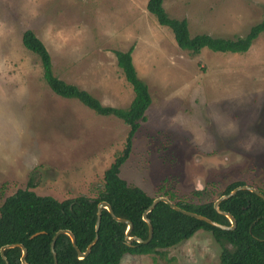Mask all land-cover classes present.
<instances>
[{
    "label": "rangeland",
    "instance_id": "obj_1",
    "mask_svg": "<svg viewBox=\"0 0 264 264\" xmlns=\"http://www.w3.org/2000/svg\"><path fill=\"white\" fill-rule=\"evenodd\" d=\"M145 3L0 0V204L28 179L35 194L58 201L95 197L127 131L117 118L52 93L37 56L21 44L24 29L44 44L58 78L108 106L124 108L132 98L113 55L132 46L151 103L119 166L127 184L191 204L215 201L234 181L264 189V32L244 53L192 55ZM162 6L169 17L186 20L190 36H242L264 16V0H163ZM162 251L125 254L119 264H218L220 248L198 230Z\"/></svg>",
    "mask_w": 264,
    "mask_h": 264
},
{
    "label": "trees",
    "instance_id": "obj_2",
    "mask_svg": "<svg viewBox=\"0 0 264 264\" xmlns=\"http://www.w3.org/2000/svg\"><path fill=\"white\" fill-rule=\"evenodd\" d=\"M163 0H146L145 10L153 16L158 25L168 28L176 46L195 55L201 49L220 53H244L261 32H264V16L247 29L242 36L217 37L206 33L189 35L185 19L169 17L162 6ZM22 46L35 54L39 60L41 76L47 87L57 96L75 99L100 116H113L127 126L121 150L102 172L100 187L95 197L79 194L73 198L58 201L51 196L35 194L34 183L28 179L24 188L16 189L0 204V246L20 243L26 254L27 264H53L49 242L59 229L69 230L78 250L84 251L94 236L96 204L106 202L112 213L131 222L129 236L145 239L147 225L142 212L153 197L137 186L127 184L118 175L119 166L127 158L133 134L139 124L146 120L145 111L151 103L147 85L138 78L132 64V46L126 50H114L115 65L124 80L130 85L132 98L126 107L102 104L88 91L58 78L52 70L50 55L44 44L30 29L20 35ZM245 185L241 181L227 184L220 195L227 194L236 186ZM264 195V189L255 187ZM201 196L203 192L193 191ZM176 206L203 215L222 225H229L228 219L217 213L213 201L205 200L198 204L178 200L170 192L160 194ZM221 211L229 213L235 226L222 230L203 221L183 215L163 202H157L146 213L152 236L146 243H130L124 240L126 225L115 221L105 209L101 210L97 240L88 254L78 258L66 234H59L53 245L57 264H119L125 254L163 256L162 250L175 246L190 238L196 231L210 234L219 246L218 264H264V201L247 190H239L218 203ZM38 232L33 237L32 234ZM3 254L8 264H21L19 247L5 248ZM0 264H4L0 257Z\"/></svg>",
    "mask_w": 264,
    "mask_h": 264
},
{
    "label": "water",
    "instance_id": "obj_3",
    "mask_svg": "<svg viewBox=\"0 0 264 264\" xmlns=\"http://www.w3.org/2000/svg\"><path fill=\"white\" fill-rule=\"evenodd\" d=\"M239 190L250 191V192L254 193L255 195H257L258 197H260L264 201V195L261 192H259L258 190H256L255 188H253V187H251L249 185L236 186L233 189H231L227 194L220 195L215 201H213L212 206H213V209L217 213L225 216L228 219V221H229V225L228 226L222 225L220 223H217V222H215V221H213V220H211V219H209V218H207V217H205L203 215H200V214H197V213H194V212H191V211L184 210V209L176 206L174 203H172L170 200H168V198H166L164 196H158V197L153 198L151 203L146 207V209L142 212V215H141L142 219L145 221V223L147 225V236L143 240L138 238V237H136V236H129L128 234H129V231H130L131 226H132L131 222L126 220V219H122V218L116 217L112 213V211L110 209V206L106 202L100 201V202H98L96 204L95 220H94V236L91 239V241L86 245L84 251H80V250L77 249V247L75 246L74 237H73L72 233L69 230L59 229L52 235V237L50 239V242H49V249H50V252L52 254L53 264H57L56 256H55V253H54V250H53V245H54V241H55L56 237L59 234H66L69 237L71 246L75 250L76 256L78 258H83V257H85L88 254V252L90 251V248L95 243V241L97 240V237H98L97 232H98V228H99L100 215H101V210L102 209H105L108 212V214L115 221L125 223L126 229L124 231V240L127 243H130L131 241H135L137 243H146V242H148L150 240V238L152 236V228H151V225H150V222H149L148 218L146 217V213L149 212L154 207V205L157 202H163V203L167 204L171 209H173L175 211H178L179 213H181L183 215H186V216L192 217L194 219L203 221V222H205V223H207V224H209L211 226H214L216 228H219V229H222V230L233 229L234 226H235V221H234L233 217L229 213L219 210L218 203L221 200H223V199H227V198L231 197L232 195H234ZM36 234H38V232L32 234L30 237H33ZM11 247H19L20 248L21 254H20V257H19V261H20L21 264H27L25 262V260H24V257H25V254H26V250H25L24 246L22 244H20V243L5 244V245L0 246V257L3 260L4 264H8V263H7L6 259H5L4 254H3V250L5 248H11Z\"/></svg>",
    "mask_w": 264,
    "mask_h": 264
}]
</instances>
